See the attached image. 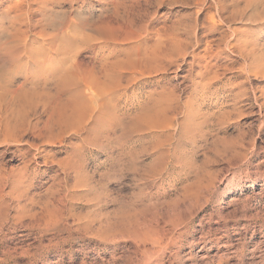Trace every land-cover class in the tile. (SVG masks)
<instances>
[{
    "label": "rangeland",
    "instance_id": "1",
    "mask_svg": "<svg viewBox=\"0 0 264 264\" xmlns=\"http://www.w3.org/2000/svg\"><path fill=\"white\" fill-rule=\"evenodd\" d=\"M0 59V264H264V0H0Z\"/></svg>",
    "mask_w": 264,
    "mask_h": 264
},
{
    "label": "bare ground",
    "instance_id": "2",
    "mask_svg": "<svg viewBox=\"0 0 264 264\" xmlns=\"http://www.w3.org/2000/svg\"><path fill=\"white\" fill-rule=\"evenodd\" d=\"M14 17V16H13ZM1 60V59H0ZM77 64V63H76ZM74 65V64H73ZM124 93V92H123ZM123 100V99H122Z\"/></svg>",
    "mask_w": 264,
    "mask_h": 264
}]
</instances>
